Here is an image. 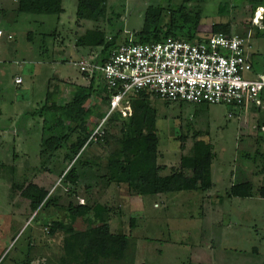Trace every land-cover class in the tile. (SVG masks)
<instances>
[{"label": "rangeland", "instance_id": "1", "mask_svg": "<svg viewBox=\"0 0 264 264\" xmlns=\"http://www.w3.org/2000/svg\"><path fill=\"white\" fill-rule=\"evenodd\" d=\"M79 0H63L61 16L24 14L18 0H0V264H63L64 233L49 235L52 221L67 222L65 212L55 207L33 211L30 201L14 185L36 183L47 188L58 205L107 203L114 209L110 225L131 235L128 257L97 264H264V107L248 103L228 105L168 103L151 98L157 111L159 164L163 175L180 168L183 155L195 142L211 148L213 188L156 196H130L126 185L104 189L101 170L80 172L76 185L62 181L67 149L53 156L42 155L44 119L33 113L45 105L49 82L58 85V104L68 103L76 87L89 80L80 63L100 55V47L79 46L89 31H102L107 40L117 35L119 45L143 29L149 6H179L183 0H111L99 21L77 19ZM249 0H207L203 5L199 37L209 36L213 25L231 24L232 35L247 39L246 53L253 70L250 80L264 75V6L251 12ZM169 13L164 24L169 21ZM102 82L104 81L101 74ZM21 77L23 83L15 80ZM98 102L95 101V105ZM69 135L68 145L86 137ZM111 133L119 135L118 129ZM121 149L116 141L94 143L82 156L101 166ZM79 154V155H80ZM73 164V163H72ZM71 164V165H72ZM251 181L254 197H230L231 187ZM135 218V227L131 219ZM74 227L87 230L90 223L79 219Z\"/></svg>", "mask_w": 264, "mask_h": 264}, {"label": "trees", "instance_id": "2", "mask_svg": "<svg viewBox=\"0 0 264 264\" xmlns=\"http://www.w3.org/2000/svg\"><path fill=\"white\" fill-rule=\"evenodd\" d=\"M111 0H79L77 19L79 21H99L104 18L107 3ZM207 0H183L179 6L168 5L149 6L145 14V24L141 31L135 32L132 40L136 44L157 43L167 38L193 41L198 38V28L201 24L203 5ZM252 15L257 6H264V0H249ZM18 11L24 14H45L61 16L65 13L63 0H18ZM169 13V21L164 24V17ZM263 28L255 27L257 36L264 38ZM224 33L232 36L231 24H215L211 33ZM78 40L79 46L100 47V55L96 61L103 64L118 48V36L109 40L102 31H89ZM129 38L125 40V43ZM89 80L86 87H76L71 100L58 104V85L49 89L45 105L33 113L44 119V133H51L43 138L42 155L53 156L67 149L65 160L68 162L60 178L66 183L76 185L81 176L76 164L82 171L97 167L102 174L99 179L105 184L104 189L126 185L130 196H156L182 191H209L213 188L211 168L215 155L211 148H203L197 141L192 152L183 155L180 168L169 175H163L165 167L159 164L160 137L157 128V111L149 105L151 98L156 96L145 90L138 91L128 99L132 114L122 117L121 110H115L108 117L111 108V97L115 94L105 80L102 82L98 74L83 73ZM159 99V98H158ZM95 101L98 103L95 105ZM171 103L170 101H166ZM107 117L104 134L97 140H90L95 129ZM118 129L119 135L111 133ZM67 130L70 135L80 132L86 140H77L68 145L69 135H61L57 130ZM90 140V141H89ZM116 141L121 149L112 152L103 166L97 160H86L82 154L94 143L108 145ZM82 151V152H81ZM80 152L82 154H80ZM80 154V155H79ZM73 163V164H72ZM72 164V165H71ZM21 195L30 201L33 211L55 207L66 214L67 222L56 220L47 225L49 235L64 233L63 264H97L101 260L122 261L128 257L131 247V235L117 232L110 225L115 213L107 203L96 202L92 205H74L67 207L58 205L47 188L36 183L14 185ZM255 187L251 181L233 185L229 191L230 197L252 198ZM264 198V187L261 188ZM87 220L90 227L79 231L74 224L79 220ZM131 227H135V218L131 219Z\"/></svg>", "mask_w": 264, "mask_h": 264}, {"label": "built area", "instance_id": "3", "mask_svg": "<svg viewBox=\"0 0 264 264\" xmlns=\"http://www.w3.org/2000/svg\"><path fill=\"white\" fill-rule=\"evenodd\" d=\"M246 45L244 37L222 32L198 36L193 41L170 37L157 43L136 44L129 39L118 46L106 63L96 59L81 62L80 70L101 74L114 90L107 117L115 110H121L122 117L131 115L128 98L141 90L170 102L238 107L253 103L260 108L264 75L259 80L245 77L253 70ZM15 83L22 84V78L17 77ZM107 117L90 140L104 134Z\"/></svg>", "mask_w": 264, "mask_h": 264}, {"label": "crops", "instance_id": "4", "mask_svg": "<svg viewBox=\"0 0 264 264\" xmlns=\"http://www.w3.org/2000/svg\"><path fill=\"white\" fill-rule=\"evenodd\" d=\"M262 100H263V107H264V93H263V96H262ZM157 124H158V120H157Z\"/></svg>", "mask_w": 264, "mask_h": 264}]
</instances>
